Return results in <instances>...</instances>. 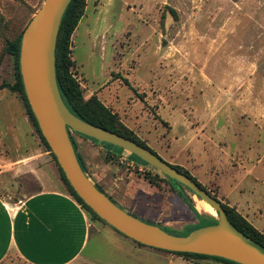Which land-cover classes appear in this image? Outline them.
I'll use <instances>...</instances> for the list:
<instances>
[{
    "label": "rangeland",
    "instance_id": "obj_1",
    "mask_svg": "<svg viewBox=\"0 0 264 264\" xmlns=\"http://www.w3.org/2000/svg\"><path fill=\"white\" fill-rule=\"evenodd\" d=\"M43 1L0 0V86L15 84L16 59L9 43ZM80 20L93 28L91 35L80 31L71 53L80 63L75 61L71 72L84 99L95 95L157 155L187 170L245 219L249 215L264 233V0H85ZM0 101L10 102L8 112L22 139L15 144L0 121V155L29 144L23 111L41 147L49 150L22 93L4 87ZM94 144L90 151L76 142L88 162L106 155L107 162L127 171V163L108 161L107 150ZM129 168L142 176L132 182L139 195L120 202L170 233L188 234L197 219L165 176L141 161ZM144 175L158 185L149 187ZM178 187L197 208V196ZM10 261L27 264L16 257Z\"/></svg>",
    "mask_w": 264,
    "mask_h": 264
},
{
    "label": "crops",
    "instance_id": "obj_2",
    "mask_svg": "<svg viewBox=\"0 0 264 264\" xmlns=\"http://www.w3.org/2000/svg\"><path fill=\"white\" fill-rule=\"evenodd\" d=\"M92 29L91 25L80 20L72 34V50L80 31L91 35ZM74 60L80 66L75 57ZM9 105L10 102L0 104V121L4 123L7 135L18 144L22 140L21 133L12 124ZM20 116L30 129L25 136V139L30 138L29 144L23 148L15 145L13 153L0 155V264H11L12 257L27 264H198L169 251L140 245L110 225L91 220L68 190L50 151L42 148L32 133V125L24 111ZM76 134V142L84 143L90 151H95L93 141ZM76 148L87 173L88 170L93 171L89 174L92 181L130 212L119 198L124 200L128 196L139 195L132 182L142 176L128 171L136 161L125 152L121 157L108 160L120 159L127 163L125 173L123 167L107 162L106 155L103 160L91 159L88 162L78 146ZM125 177L130 181H124V185L118 188V183ZM245 217L255 228L263 229L256 227L249 215Z\"/></svg>",
    "mask_w": 264,
    "mask_h": 264
},
{
    "label": "water",
    "instance_id": "obj_3",
    "mask_svg": "<svg viewBox=\"0 0 264 264\" xmlns=\"http://www.w3.org/2000/svg\"><path fill=\"white\" fill-rule=\"evenodd\" d=\"M71 0H44L23 31L19 65L26 98L51 152L75 192L104 221L144 245L168 251L218 256L240 264H264V246L230 220L224 203L189 175L162 159L151 148L126 136L91 124L66 106L56 77V44L62 17ZM83 134L137 155L163 175L180 182L212 205L217 222L186 235L170 233L115 203L82 168L70 135Z\"/></svg>",
    "mask_w": 264,
    "mask_h": 264
},
{
    "label": "trees",
    "instance_id": "obj_4",
    "mask_svg": "<svg viewBox=\"0 0 264 264\" xmlns=\"http://www.w3.org/2000/svg\"><path fill=\"white\" fill-rule=\"evenodd\" d=\"M84 7H85V0H71L69 5L67 6V9H66L63 17H62L61 25L59 28L55 55H56V77H57V82H58V86H59L62 98H63L66 106L69 108V110L73 114H75L76 116L82 118L83 120H85L91 124L101 126L105 129L111 130V131L118 133V134H121L123 136H126L132 140H135L139 144L148 147L147 144H145L143 141H141L137 137V135L135 134V132L132 129L128 128L126 125H124L122 122H120L118 116L115 113H113L108 107H106L95 95H93L90 98H88L87 100H85L83 97V94H82L80 83L77 80V78L73 75V73L71 72V68L73 67V65L75 63V60L72 59V57H71V53H72L71 36H72L74 30L76 29L82 15H83ZM22 34H23V32L19 35V37L16 41L9 43V46H8V50L12 54H14L15 59H16L17 80H16L15 84H13V85H9V84L1 85L0 89L7 87L11 91H19L22 93L23 98L26 101L28 112L30 113L31 117L33 118L34 123L36 125V128H37L42 140L44 141V143L48 147L50 153L54 157V159L58 165L59 171L61 173V176H62L63 180L65 181L66 185L68 186V190L74 196V198L80 203V205L88 212L91 220L97 221L96 220V218H97V219L102 220L105 224H108L106 221H104L102 218H100L83 201V199L75 192V190L70 185L67 178L65 177V174H64L63 170L61 169V167L59 166V164L56 160V157L51 152V149H50L48 143L46 142L45 138L43 137V135H42V133L38 127L36 119L32 113V110H31L30 105L28 103V100L26 98V94H25L22 79H21L20 65H19V54H20V42H21ZM80 135L83 137L91 139L94 143L105 148L107 150L108 157L111 159L114 157H121L122 154L125 152V150L119 146H115L111 143H106V142L98 143V141L94 138H90V137L85 136L83 134H80ZM70 137H71L72 143L76 149V153H77L78 159L80 161V164H81L82 168L84 169V171L87 173V168L85 166L84 160H83L82 156L79 154V152L77 151L76 142H75L72 135H70ZM130 158L134 159L135 161H141V162H144L145 164H147L145 161L140 159L135 154H130ZM147 165H149V164H147ZM173 166H175L179 171L189 175L201 187H203L200 184V182L194 176H192L187 170H184L179 165H173ZM88 176H90V175L88 174ZM144 177L146 180H148V182L150 184H152L154 186L158 185L157 181L153 177H149L147 175H144ZM165 178H166L165 180L170 183L171 188L178 192L179 196L183 199V201L186 203L188 208L195 215L197 221H195V224L191 230L198 228V227H201V226L215 224L217 222L216 218H213L209 215H204L201 212H199L197 210V208L195 207L194 200L189 195H187L184 191H182L181 187H178V186H183V187L187 188L186 186L182 185L177 180H173L167 176H165ZM96 186L101 191L104 192V190L99 185L96 184ZM188 190H190V189H188ZM192 193L194 195H196L194 192H192ZM112 200L115 203H117L114 199H112ZM223 205L227 211V214H228L230 220L233 222V224L236 225V227H238L244 233H246L247 235L252 237L254 240H256L259 244L264 246V233L259 231L257 228H255L247 219H245L242 215H240L238 212H236V210L233 207H230L227 204H223ZM147 222L155 223V222H151V221H147ZM156 224L161 225L160 223H156ZM161 226L163 229L166 230V228H164L163 225H161ZM111 227L114 228L113 226H111ZM114 229L116 231H118L116 228H114ZM118 232L121 233L120 231H118ZM121 234L126 236L123 233H121ZM133 241H135V240H133ZM135 242L140 244V245H144L140 242H137V241H135ZM162 250H164V249H162ZM165 251H168V250H165ZM169 252H172V253H175V254H178V255H181L184 257L214 258V259L226 262L228 264H240V263H237L235 261L228 260V259L218 257V256H211V255L192 253V252H179V251H169Z\"/></svg>",
    "mask_w": 264,
    "mask_h": 264
},
{
    "label": "bare ground",
    "instance_id": "obj_5",
    "mask_svg": "<svg viewBox=\"0 0 264 264\" xmlns=\"http://www.w3.org/2000/svg\"><path fill=\"white\" fill-rule=\"evenodd\" d=\"M196 200H197V209L199 208L201 211L208 212V213H211V214H215L216 213V211L212 207V205H210L206 201H204L202 199H199L198 197H197Z\"/></svg>",
    "mask_w": 264,
    "mask_h": 264
},
{
    "label": "flooded vegetation",
    "instance_id": "obj_6",
    "mask_svg": "<svg viewBox=\"0 0 264 264\" xmlns=\"http://www.w3.org/2000/svg\"><path fill=\"white\" fill-rule=\"evenodd\" d=\"M75 134V133H74ZM73 136V133L71 134Z\"/></svg>",
    "mask_w": 264,
    "mask_h": 264
}]
</instances>
